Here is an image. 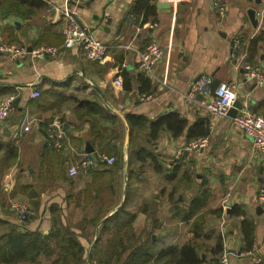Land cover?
<instances>
[{"label": "crops", "instance_id": "crops-1", "mask_svg": "<svg viewBox=\"0 0 264 264\" xmlns=\"http://www.w3.org/2000/svg\"><path fill=\"white\" fill-rule=\"evenodd\" d=\"M68 1L70 6L74 4V0H42L40 7L23 4L16 9L0 4L4 42L28 50L42 45L58 48L54 55L45 57L28 54L12 59L0 55V101L13 98V110L0 120V231L6 229L7 222L14 223L9 204L18 197L37 212L27 229L47 233L54 221L73 226L78 232L77 226H84L90 237H79L88 249L85 264H96L89 260L97 239L103 244L150 246L149 264H159L155 257L162 248L193 236V218L172 216L170 184L155 171L149 158L132 157L136 171L128 173L125 114L154 119L177 112L186 119L187 128L195 124L203 127L206 146L176 156L190 139L185 129L176 138L167 133L159 136L154 150L167 166L180 159L198 173L205 169L212 191L209 207L221 206L224 210L218 218L209 214L210 233L197 241L213 245L219 233L222 252H228L227 264H254L256 258L264 264V204L254 199L255 192L264 187V155L253 152L250 137L232 126L230 116L214 118L186 98L191 84L208 74L214 84L229 83L237 99L264 114V105L260 104L264 101V84L245 80L240 66L249 59L251 39L264 31V0H224L227 8L222 18L214 11L212 0H148L147 5L154 10L146 17L143 7L133 11L136 0H79L78 21L108 45L106 56L98 61L86 59L79 47L62 48V10ZM249 9L255 10V23ZM152 39L162 47L163 56L149 77L152 98L141 101L137 60ZM235 41L240 47L232 55ZM255 46L251 62L264 69V46L261 41ZM123 73L130 80L129 90L113 83L118 74L123 80ZM33 90L39 92L37 97L32 96ZM86 99L96 100L107 114H96L104 136L110 137L104 142L106 148L114 147L112 152L122 155L126 150V154L119 160V167L112 164L105 171L97 165L69 176L67 163L76 162L87 150L98 153L100 146V138L91 132L95 117L77 105L76 100ZM202 117L208 118V132ZM55 119L64 124L62 150L53 148L47 140ZM10 147L16 154L9 152ZM235 204L244 207V215L233 216L226 211ZM96 216L101 218L91 222ZM244 216L255 224V241L247 251L240 227ZM128 253L122 251L121 257L125 259ZM207 256L212 257L211 253Z\"/></svg>", "mask_w": 264, "mask_h": 264}, {"label": "trees", "instance_id": "trees-1", "mask_svg": "<svg viewBox=\"0 0 264 264\" xmlns=\"http://www.w3.org/2000/svg\"><path fill=\"white\" fill-rule=\"evenodd\" d=\"M147 3L148 0H136L133 11L136 8L143 7L145 17L150 12L153 14L152 10L154 8L147 5ZM0 4L10 9H16L23 4L37 8L44 3L42 0H2ZM154 20L155 18H153ZM259 41L264 46V31L261 35L254 36L250 41L247 49V59L249 58L250 63H252L255 43ZM122 76L123 87L129 90L130 80L125 73ZM136 79L141 93H149L152 90L150 79L143 72H139ZM76 101L79 108L90 110V114L95 117V120L92 121L91 132L94 136L100 138L99 150L103 151L104 149L107 152H112L114 147L106 148V145H104V142L107 143L110 137L104 136V129L96 118V114L102 116L107 114L104 113L94 99ZM260 104L264 105V101ZM253 111L255 110L253 109ZM110 118L113 119L112 116ZM125 119L129 129L127 153L130 157V168H128V173L136 171V167H132V157H135L136 160L149 158L155 171L160 173L165 182L170 184L168 198L172 203V216L183 220L193 218L191 226L193 236L181 244H171L162 248L155 257L156 262L159 264H220L223 250L221 235L219 233L215 235L213 245L197 241V238L201 235L208 237L210 233L207 230V225L211 219L209 214H212L214 218H218L221 217L224 211L221 206L209 207L212 191L206 170H201L198 173L191 164L187 165V162H181L180 159L167 166L160 153L154 150L155 141L164 133L176 138L186 129L190 138L187 142H189L194 138L205 136L203 127L195 124L187 128L186 119L177 112H168L154 119H149L143 114L127 112ZM9 152L12 155L16 154V150L12 147L9 148ZM122 158V153L116 151L114 166L119 167V160ZM103 169L107 171V167ZM179 194L180 196H178ZM226 211L233 216L245 214L244 207L236 204L226 208ZM100 218L101 216H96L91 222L95 223ZM77 227L80 232L76 231L73 226L62 225L60 222L54 221L51 230L43 233L38 229H20L15 223L7 222L6 229L0 232V264H85L88 249L79 237L83 235L88 240H90V237L88 238L89 234L84 232V226ZM240 227L243 234V247L246 251L250 250L255 241V224L250 217L244 216ZM127 250L130 253L124 259L121 257L122 251ZM202 251L205 252L204 257L201 254ZM208 253L212 255L210 259L207 256ZM150 257H152L151 247L142 243L103 244L97 239L89 261L96 264H149Z\"/></svg>", "mask_w": 264, "mask_h": 264}, {"label": "built area", "instance_id": "built-area-1", "mask_svg": "<svg viewBox=\"0 0 264 264\" xmlns=\"http://www.w3.org/2000/svg\"><path fill=\"white\" fill-rule=\"evenodd\" d=\"M180 2L182 0H171ZM79 0H74V4L67 2L62 10L63 25V44L62 48L79 47L82 50L84 57L88 60H102L108 50V45L105 41L94 37L91 32H88L77 19V3ZM212 7L217 15L222 18L226 12V2L224 0H212ZM152 27L153 25H149ZM240 43L235 41L232 45V55L238 51ZM58 51L55 46H39L28 50L23 45L4 42L0 35V55L9 56L12 59H20L28 54H33L36 57H45L54 55ZM163 56V49L157 41L150 40L141 52L137 60V68L139 72H143L146 76L152 77L156 64ZM242 67V76L245 80H252L255 84H264V69L258 65L252 64L246 59L240 64ZM113 83L122 88L123 80L118 74L113 78ZM32 96L37 97L39 92L32 91ZM198 96V97H197ZM151 93H139V99H151ZM189 102L196 104L199 108L204 109L214 118H222L228 116V111L232 108L237 99V95L231 85L221 81L214 84L212 78L208 74H202L193 82L186 94ZM13 110V98L8 97L0 101V120L5 119ZM231 124L235 129L241 130L251 139L252 150L258 156L264 155V115L253 111L249 108L247 102H241L240 108L237 109L235 116L230 117ZM48 144L58 150L64 149L63 140H65L64 124L60 119H55L49 127L47 133ZM208 139L206 136H200L187 142L181 149L176 152V156L181 155L183 151H198L206 146ZM126 154V150L123 155ZM67 159V157H66ZM67 161V160H66ZM99 162L113 163L114 158L108 157L103 153L82 152L80 158L75 163H68L67 173L69 176L76 175L80 170L85 171L90 167L97 166ZM254 199L259 204H264V187H260L254 194ZM10 210L13 213L14 223L20 229H27V217L30 214L29 206L17 200L10 201ZM228 263V252L223 251L220 257V264ZM254 264H259V259L256 258Z\"/></svg>", "mask_w": 264, "mask_h": 264}, {"label": "rangeland", "instance_id": "rangeland-1", "mask_svg": "<svg viewBox=\"0 0 264 264\" xmlns=\"http://www.w3.org/2000/svg\"><path fill=\"white\" fill-rule=\"evenodd\" d=\"M262 115H264V114H262ZM129 144V143H128ZM98 153H103V154H105L106 156H108V157H113L114 158V161H115V159H116V153L115 152H111V151H105L104 149H103V151H101V150H98ZM75 161H72V162H70V163H74ZM114 163V162H113ZM113 163H111V164H109V163H106V162H99V165L100 166H103V167H109V166H111ZM3 167H4V165H2ZM68 166H69V164L67 163L66 165H65V168H66V171H67V168H68ZM2 167V168H3ZM81 171V170H80ZM1 173H3L2 171H1V169H0V174ZM12 199H14V200H19V201H22V202H24V203H26L25 201H23V200H21V199H18V197H15V198H12ZM30 206V205H29ZM9 207H10V204H9ZM30 209V214H29V216L27 217V222H26V224H28V222L33 218V217H35L36 215H37V212L36 211H34L32 208H31V206L29 207ZM3 231V229L0 231V232H2ZM89 232H90V229H89Z\"/></svg>", "mask_w": 264, "mask_h": 264}, {"label": "water", "instance_id": "water-1", "mask_svg": "<svg viewBox=\"0 0 264 264\" xmlns=\"http://www.w3.org/2000/svg\"><path fill=\"white\" fill-rule=\"evenodd\" d=\"M249 15H250V19L252 20V22H256L257 21V18H256V15H255V10L254 9H249L248 11ZM241 106V101L239 99H236V101L234 102L232 108L228 111V116L230 117H233L235 116L236 112H237V109L240 108ZM201 119H204L205 122H206V127H205V130L206 132H208V118L207 117H202ZM128 138V136H127ZM127 138H126V141H127ZM87 153H91L92 150H87L86 151Z\"/></svg>", "mask_w": 264, "mask_h": 264}]
</instances>
